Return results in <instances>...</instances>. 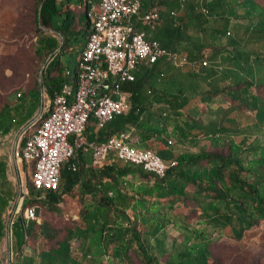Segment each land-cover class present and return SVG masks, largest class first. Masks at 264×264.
Segmentation results:
<instances>
[{
    "label": "trees",
    "instance_id": "trees-1",
    "mask_svg": "<svg viewBox=\"0 0 264 264\" xmlns=\"http://www.w3.org/2000/svg\"><path fill=\"white\" fill-rule=\"evenodd\" d=\"M37 1L39 7L36 11V23L63 39L60 43L54 36L42 35L36 48L44 61L49 58L42 74L40 88L47 101L51 103L65 85H75L76 69L74 72L65 71L59 55L66 50L72 38L81 35L86 41L90 22L86 16L84 20L81 17L75 21L72 12L60 7V0ZM235 7L244 9L240 17ZM203 8L207 11L206 14L199 12L197 8L193 15L194 27L202 37L210 33L226 36L233 26L232 20L239 19L249 24L248 28L254 31L255 36L264 39V8L254 0H216L211 7L203 5ZM76 23L83 25V30L75 31ZM168 29L169 34L163 37L171 36V39L181 40V27L177 17L175 21L168 20ZM189 42L186 45L182 44L180 50L172 51L178 53L180 59H206L204 47L201 45L198 48L190 47ZM84 45L85 42L83 48ZM208 48L211 49L209 60H213L214 54L224 50V47L218 45H209ZM241 54H246L247 58L251 54H255L256 58L260 56L253 50L243 51ZM174 66L172 62L160 60L151 66L141 68L135 81L122 87L129 93V110L114 118L104 129L96 128L97 140L93 142L130 132V135L138 139L142 149L151 150L162 160L176 164L166 171L163 178H158L143 171L140 166L110 155L101 167L84 170L77 160L84 150L75 149L73 157L66 161L60 170L58 190H35L29 179L27 189L29 187L30 191L23 203V210L32 206L39 208L41 205L55 213L63 196L74 195L75 192L78 193L77 197L80 198L82 206L80 213L82 227L68 230L56 250L40 251L37 264H81L71 257V246L76 240L92 241L93 249L89 250L88 254L92 259L86 264H100L99 258L102 256L123 264L131 260L134 244L144 255L142 243L145 239L150 238L158 244L160 236L168 235L167 216L174 213L179 205L185 206L186 213L175 212L174 216L192 217V213L197 214L193 226L183 223L174 225L185 243L181 245L172 242V248L168 253L162 245L157 255L143 256L144 264H161L158 256L163 254L167 256L165 264H210L207 238L232 236L239 239L243 231L249 230L257 219L264 217V161L257 155L260 150L258 145L244 147L231 142L227 147L228 152L224 154L211 152L177 154L169 150L170 137L179 141L212 136L217 131L214 123L201 125L188 114V119L182 120L194 104L198 101L205 102L203 97L207 95L210 98L214 93L209 91L192 98L182 96L183 90L175 76L185 69L190 77L195 78L199 74L198 67ZM165 75H169V80L159 85ZM259 87L264 88V83L252 80L236 82L231 87L230 98L234 105L231 111L234 110L235 113L232 116L233 120H229H232L230 125L233 132L238 131L235 120L242 115L250 119L257 118L264 126V110L259 107L260 103L264 105V95L255 93ZM40 92L38 89L28 93L29 103L22 115L12 116L7 107L0 110V137L13 126L27 123L35 111L42 107ZM159 101L161 106L152 110V105H157ZM31 123L27 124V128L33 130L35 125L31 126ZM89 123L90 121L84 129L83 138ZM224 131L225 127L218 129L220 133ZM30 133L31 131H28L24 136L20 147ZM249 134L251 136V133ZM69 141L72 143V138H69ZM249 154L257 155L255 161L258 163L257 167L252 164L253 161L242 158L243 155ZM72 166L75 170H72ZM31 194L35 196L31 197ZM8 198L10 199L0 195V214L7 206ZM157 216L163 219L160 220ZM23 224V218L19 217L11 232L12 248L15 246L17 250L11 264H15V260L20 258L23 248L30 249L27 264L34 263V252L26 245V238L34 231L35 221L29 222L26 227H23ZM3 228L0 218V243ZM41 236L52 239L54 232L43 225L39 228L37 239Z\"/></svg>",
    "mask_w": 264,
    "mask_h": 264
},
{
    "label": "built area",
    "instance_id": "built-area-1",
    "mask_svg": "<svg viewBox=\"0 0 264 264\" xmlns=\"http://www.w3.org/2000/svg\"><path fill=\"white\" fill-rule=\"evenodd\" d=\"M142 1H85L90 29L77 63L75 85H65L53 101L40 110L31 123L35 125L33 131L15 152L18 162L31 166L30 180L35 190H58L60 170L73 157L75 149L89 152L94 167H101L109 155H114L158 178H163L176 164L165 162L151 150L132 146L129 133L100 142H89L82 137L89 121L93 120L97 128L104 129L129 110V93L122 87L134 82L141 68L160 60L190 68L208 64L206 59H180L178 53L163 48L159 41L148 39L145 32L136 29V20L148 24L160 19L158 7L142 12ZM177 2L182 6L186 0ZM196 2L198 9L206 14L201 0ZM168 16L175 21L177 13L171 10ZM18 190L19 199L24 203L28 195L26 179ZM37 209L32 206L23 210V227L37 219ZM23 258L22 252L20 259ZM12 261V256L0 257V264Z\"/></svg>",
    "mask_w": 264,
    "mask_h": 264
},
{
    "label": "rangeland",
    "instance_id": "rangeland-1",
    "mask_svg": "<svg viewBox=\"0 0 264 264\" xmlns=\"http://www.w3.org/2000/svg\"><path fill=\"white\" fill-rule=\"evenodd\" d=\"M85 1L86 0H69L68 4L66 0H60L59 5L63 10L72 12L71 14H73L76 18L75 21L79 18L81 19V17H83L82 20H84V14L82 11L85 9ZM254 1L264 8V0ZM38 7L39 3L37 0H0V110L4 107L9 108L11 115L14 117H17L25 112L29 103L28 93L34 90L36 91L39 89L41 91L42 107L39 109L42 110L43 107L45 108L48 106V101L45 98L44 92L40 86L42 82V74L49 58L44 61V59L38 55L36 48L42 35L54 36L60 43L63 41L60 35H56L49 29H46L36 23V11ZM82 28L83 25H79L78 23L74 26L75 31H78L79 29L83 30ZM226 39L225 35H215L210 33L204 36L202 40L206 46H209V42H213V44L221 46L224 42H227ZM84 42L85 38L81 35H78L76 38H72L66 50L61 52L59 55L61 66L65 71L74 72V70L77 69V63L80 58ZM199 43L200 41L197 42L196 48L200 46ZM252 50L259 53L260 56L258 64H256L254 58L256 55L253 54L252 56V61H250V63H253L254 66L252 67V77L250 76L249 79L255 81L256 83H264V45L252 47ZM204 55L208 62L206 69L209 70L210 62L208 57L210 54L205 52ZM215 71L217 72V75L221 73L223 74L224 67L218 66ZM169 75H165V77L161 78L159 85L166 83L169 80ZM184 75V73H181L180 75L178 74L175 76V79L177 80L179 77L181 79L182 77V80L185 81L187 77ZM146 93L150 96L148 92ZM255 93L264 95V88H256ZM259 107L262 111L264 110V105H262V103L259 104ZM36 117L37 116L35 115L31 119V122ZM236 122L245 124L244 127H248L250 132L245 131V133L246 135L251 133L249 139H259L262 146L260 147L257 155L264 161V130H262V125L259 123L258 119H250L247 116H240L236 119ZM15 131L16 129L13 133H11L10 139L14 137V133H17ZM28 131L32 132L33 130L28 128L26 130V134ZM0 140H2V138ZM16 142L15 144H17ZM245 142L244 147H248L249 145H247V143H249V141ZM219 143H214L210 140L209 142L203 140L205 150L211 151L217 149L220 153H227V147L223 148ZM19 148V146H15L11 152L12 158L16 161L15 152ZM183 148L184 147L181 149ZM185 148L189 149L187 147ZM242 158H247L248 160L253 161L252 164L255 165V167L258 166V163L255 162L256 155H243ZM30 174L31 172L29 171H23V173H21V176L26 179L27 185L29 183ZM11 188V195L14 194V200L12 201L11 208L8 209L9 214H4V216H2L4 227L2 236L5 237L6 241H8L9 238L8 224L11 226V219H14V223H16V220L21 217L23 213V202L19 199L18 188L16 185L13 186V184ZM1 190L2 188L0 187V195L8 197V194ZM28 191H30L29 187ZM33 196L35 195L31 194V197ZM41 196H43V194H41ZM77 196V192H75L74 195H64L62 202L59 204L58 211L55 213L46 210L39 205V208L37 209L38 216L33 226L34 231L29 233L26 238V245L34 252L33 264L38 263V254L40 251L56 250L58 248V243L66 237L68 230L78 226L82 227L83 223L80 214L82 206L79 201L80 198ZM191 215L195 216V213H192ZM187 224L193 226L195 225V222L194 220H189L187 221ZM13 225L12 227L14 229ZM43 225L47 226L49 230L54 232V238L48 239L45 236H41L37 239L39 228ZM195 227L196 229L199 228L197 225ZM173 228L175 227H167L168 235L160 236L159 239L161 242L159 241L158 244L154 243L150 238L149 240L145 239L142 243V247L145 250L144 255L147 257H151L152 254L157 255V252H159V248L162 247V245L165 252L168 253L172 248V242L183 245L185 240L181 234L176 233ZM207 233H209V230ZM173 236L175 237L174 241L172 238ZM207 241V251L210 255V264H264V217L257 219L249 230L243 231L242 236L239 239L230 236L214 237L211 239L207 238ZM133 248L134 250L131 252V260L125 261L123 264H144L142 260L144 255L141 249L136 244H134ZM11 249L14 255L12 256V260H14L17 250L15 246H13V248L11 246ZM89 249H92L90 241L83 242L81 240H76L71 246V257L75 258L78 263L86 264L92 259L91 256L88 255ZM21 252H23L24 258L21 260L18 257L15 260V264H27L29 261L30 249L23 248ZM2 253V257H5L6 250H3ZM158 257L159 262L161 264H165L167 256L163 254ZM99 260L100 264H120L118 261H111L107 259L106 256H102Z\"/></svg>",
    "mask_w": 264,
    "mask_h": 264
},
{
    "label": "crops",
    "instance_id": "crops-1",
    "mask_svg": "<svg viewBox=\"0 0 264 264\" xmlns=\"http://www.w3.org/2000/svg\"><path fill=\"white\" fill-rule=\"evenodd\" d=\"M66 1L69 4V0ZM196 1L197 0H186L184 5L179 6L177 0H143L142 12H147L153 7H158L160 11V19L154 23H148V24L136 20L135 22L136 29L145 32L146 37L148 39H155L159 41L161 46L169 51H172L173 49L180 50L182 44L186 45L188 44V41H190L189 42L190 47L193 46L195 47L197 42L200 41L199 44L204 47V53L208 52V54L211 55V49L208 48V46L204 45L203 43L202 39L204 37H202L201 34L197 32V29L194 27L193 15L194 13L197 12L196 9L198 8ZM215 1L216 0H201V7L203 8V5L211 7L215 3ZM193 5H195L194 10H193ZM235 9H237L236 12L239 15L238 17H240V14L244 13V9L240 7L239 8L235 7ZM171 10L176 11L179 26L181 27V40L179 41L175 38L171 39V36L163 37L165 34H169L168 20L170 18L168 16V13ZM218 12H220V10H218ZM82 13L84 14V16H86V7L85 9H83ZM231 23L233 26L231 29H229L228 32L229 34L228 35L226 34L227 42H224V44L221 45L222 47H224V50L214 54L213 60H209L210 62L209 70H207L206 67L198 66L197 73L199 74H197L198 76L194 78V77H190L184 69L179 72V75L181 73H184L185 74L184 76H186L187 79L186 80L184 79L185 81L182 80V77L181 79L180 77L179 79H177L179 81V87L183 90L182 96H186L187 98L198 97L199 95L209 91L210 93H214L213 96H211L210 98H208V96L205 95L203 97V100H205V102L198 101L196 104H194L188 110V112L183 116L182 120L183 121L187 120L188 115H190L191 118L196 120L197 123L201 125L214 123L217 131L212 136L195 137L192 139L186 138V139H181L179 141L170 137L168 139V145H169V150L173 153H177V154H197L201 152L220 153L219 150L217 149L211 151L205 150L203 140L207 142H209L210 140L214 143L220 142L219 144L222 145L223 148L228 147V144L231 142L236 145L244 146L246 143L245 141H249V143H247L249 147L252 145H258L259 147L262 146V144L259 142V139L257 140L249 139L250 137L249 134L246 135L245 133V131H249V129L246 126L244 127L245 124L236 122L238 126V131L233 132L234 130H232L230 122L233 120L232 116L235 113V111L234 110L231 111L232 106L234 105H233V101L230 98V95H232L231 87L236 82H244L246 80H250L249 79L250 76L252 77V67L254 65L253 63H250V61H252L253 54H251L249 58H247L246 54H241V52L250 51L252 50V47H258L264 45V39H260L259 37L255 36L254 31L248 28L249 24L242 20L233 19ZM209 30H210V25H208V31ZM208 45H217V44H213V42H209ZM254 58L256 64H258L259 57L257 58L254 57ZM218 66L224 67L223 74L221 73L217 75V72L215 70ZM242 98H244V96H242ZM160 101L157 105L153 104L151 109L154 110L158 106H161ZM39 112L40 109L35 111V113L32 115V117L30 118V120H28L27 123L20 126H13L7 133L3 134L0 137V139L2 138V140H0V187L2 188L3 191H5L8 194V197H10V199L8 198L7 206L2 210L0 214L1 220L4 214H9L8 209L11 208L12 201L14 200V194L11 195L12 184L13 186L16 185L17 188L19 189L20 183L24 180V177L21 176V173H23V171L31 172V166L14 160L11 156V152L15 148V146H19V147L21 146L22 139L24 138L26 134V130L28 129L27 124L30 123L31 119L35 115L37 116ZM223 127L226 128V131L221 133L218 132V129ZM96 128L97 127L95 126L94 121L91 120L87 127V132L84 139L85 140L87 139L90 142L96 141L97 140V138H95V134L97 132ZM15 129H16L15 132L17 133H14V137L10 139L11 133H13ZM262 130H264V126H262ZM127 133H129L130 135V132ZM15 142L17 144H15ZM130 144L136 148H142V145L138 142V139L136 137H133L132 135H130ZM182 147L184 148L187 147L189 149L186 148L181 149ZM249 155H256V154H249ZM77 160L83 166L84 170L94 168V166L91 164V154L89 152L81 153L79 159ZM152 200L153 199H151V201ZM163 202L166 203L165 200H163ZM175 212L177 213L182 212L185 214L186 208L184 205H179L174 211V213ZM174 213L173 212L169 213L167 216L170 227H175L174 225L176 224L178 225L181 223L187 224V221L189 220L190 221L194 220V222H196L197 214L195 212H194L195 216L192 217L191 216L185 217L184 215L180 217L174 216L173 215ZM157 218L160 220L163 219L161 216H157ZM14 222H15L14 219H11V226L8 224L9 226L8 241H6L5 237L2 238V241L0 243V257L3 254L2 253L3 250H6V256H13V252L11 249L12 246L11 232L13 229L12 225L13 224L15 225ZM173 229L175 230L176 233L180 234L179 232H177L176 228ZM172 238L175 237L173 236ZM90 245L92 247V241H90Z\"/></svg>",
    "mask_w": 264,
    "mask_h": 264
}]
</instances>
